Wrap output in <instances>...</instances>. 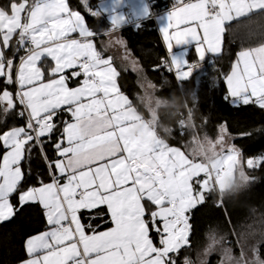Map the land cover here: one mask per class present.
I'll list each match as a JSON object with an SVG mask.
<instances>
[{
  "label": "snow or ice",
  "instance_id": "snow-or-ice-1",
  "mask_svg": "<svg viewBox=\"0 0 264 264\" xmlns=\"http://www.w3.org/2000/svg\"><path fill=\"white\" fill-rule=\"evenodd\" d=\"M89 11L100 14L90 6ZM254 16L264 17V0H177L161 32L170 54L174 45L191 40L202 62L221 51L233 21ZM125 20L114 11L111 29ZM95 35L67 0H12L7 9L0 8V78L18 86L15 93L0 92V123L12 114L25 118L23 126L0 129V222L29 203L44 210L47 229L26 241L29 258L23 264H177L175 254L190 243L188 213L208 193L218 189L223 197L237 167L243 169L241 151L228 144L210 166L169 146L151 127L134 135L138 117L117 86L111 60L102 58L90 39ZM13 37L27 51L19 66L4 51ZM46 57L54 62L47 72L40 66ZM200 68L201 63L170 56L168 71L177 81L192 79ZM81 77L77 87L69 86L70 79ZM226 83V99L264 109V42L237 54ZM61 112L71 120L62 122L51 159L45 139L51 140ZM224 141L223 134L206 145L196 141L191 155L215 151ZM36 147L48 180L38 178V184L25 188L22 182L31 169L26 173L22 162ZM246 163L255 168L264 157ZM240 178L243 186L249 181L244 169ZM14 194L19 207L11 202ZM81 210L90 213L86 224ZM92 210H97L94 215ZM102 217L110 227L98 231L101 225L93 221ZM209 239L219 242L214 235ZM225 255L231 264H249L243 251L239 261L232 260L230 250Z\"/></svg>",
  "mask_w": 264,
  "mask_h": 264
},
{
  "label": "trees",
  "instance_id": "trees-1",
  "mask_svg": "<svg viewBox=\"0 0 264 264\" xmlns=\"http://www.w3.org/2000/svg\"><path fill=\"white\" fill-rule=\"evenodd\" d=\"M19 1V0H16ZM85 0H68L72 9L82 13L87 25L97 29L98 19L90 15L84 6ZM8 4L12 0H0ZM97 0H87V7H95ZM157 5L169 7L170 0H157ZM139 25V26H137ZM223 37V48L217 55H207L198 61L189 53L188 61L203 63L204 68L193 74L188 81H177L167 69V54L154 21L144 19L137 24H129L120 29L127 47L140 63L142 74L154 85V95L160 100L156 108L155 129L160 138L167 144L186 148L193 137L215 138L221 125L231 135L241 151L242 161L246 158L264 157V109L254 104L233 105L227 97L225 77L228 74L237 52L245 47L264 41V19L254 16L251 20L241 18L233 21ZM105 23L103 21V27ZM23 51L17 54H22ZM159 66V67H157ZM118 84L123 93L130 99L144 118L149 111L142 102L137 104L142 94L139 85V74L130 69H118ZM13 90V85L0 81L1 89ZM145 109H147L145 111ZM183 121L184 125H180ZM25 124V119L9 115L0 129ZM59 127L52 134L51 140L45 139V152L53 158V144L57 140ZM4 149L0 148V156ZM23 163L26 173L31 172L22 182L25 188L38 184V178L47 177V164L41 157L39 147L32 150L30 158ZM251 180L242 185L237 178L223 197L215 191L206 196L204 203L199 204L190 214L189 245L175 254L177 264H184L185 259L192 263L207 244L210 236L219 241L217 246H228L235 257L245 256L252 251L254 257L264 259V163L258 167L248 168ZM223 200V206L218 201ZM11 202L19 207L18 194ZM83 219L88 220L84 214ZM45 227V215L39 204L29 203L7 221L0 222V264H18L25 256L24 242L27 237ZM222 238V239H221ZM217 249L207 254L205 264H220ZM247 257V256H246Z\"/></svg>",
  "mask_w": 264,
  "mask_h": 264
},
{
  "label": "crops",
  "instance_id": "crops-1",
  "mask_svg": "<svg viewBox=\"0 0 264 264\" xmlns=\"http://www.w3.org/2000/svg\"><path fill=\"white\" fill-rule=\"evenodd\" d=\"M123 1V0H122ZM16 2H20V0L19 1H16ZM67 2H68V0H67ZM126 2V1H125ZM189 2V1H188ZM11 3V2H10ZM10 3H8V4H1V2H0V8H5V9H7L8 8V6L10 5ZM100 4V0H99V3L97 4L96 3V5H95V7H93L92 9H94V10H96L97 12H99L100 14H99V16H94V15H92V16H94L95 18H97L98 19V22H97V29H95V30H93V29H91L88 25H87V23H86V21H85V25L88 27V29L90 30V31H93L94 33H96V35L95 36H93V37H91L90 39L92 40V42H93V44H94V46H95V48H96V50L101 54V56H102V58H104V59H110L111 60V64H112V66L117 70V72H118V74H119V71H118V69L119 68H123V69H130V70H132L131 68H129V67H127V66H123L122 65V63H120L118 60H116V58H115V54H114V52H113V50H115L116 48H115V43H119L118 41H121L122 40V36H121V34H120V29L122 28V27H124V26H127V25H129V24H133V23H135V22H140V21H142V20H144V19H147V17H148V14H149V11H148V13H147V15H145L144 14V12L142 13H139L137 16H136V18L134 17V14H133V12H131L130 11V9L128 8V7H124L123 8V13H124V16L126 17V20L120 25V27H119V29H116V30H112L111 29V27H112V24H111V20H110V18H109V10L107 11V10H102L101 9V5H99ZM70 6V5H69ZM84 6H85V8H86V11L90 14V11H89V8L87 7V4H85V1H84ZM121 6H125V3H123ZM133 7V6H132ZM71 8V7H70ZM134 8V11H135V7H133ZM72 9V8H71ZM173 8H170V9H167V10H164V11H162V12H160V14L156 17V19L154 20V24H155V27H156V29H157V31L159 32V35H160V37H161V40H162V42H163V45H164V48H165V51H166V54H167V59H168V61H169V63H170V56L172 55V56H174L173 54L175 53V52H181V54H183L182 55V59H185V60H188V55H189V53H192V55L195 57V59L196 60H198V54L196 53V43L194 42V41H191V40H189V41H187V42H185V43H182V44H180V45H174L173 46V48H172V52H171V54L168 52V50H167V45H166V43H165V41L163 40V34H162V32H161V29L163 28V27H165L166 26V23H167V15H168V13L172 10ZM73 11H77V10H75V9H72ZM111 10H114V9H111ZM115 11V10H114ZM79 12V11H78ZM80 13V12H79ZM81 15H82V13H80ZM91 15V14H90ZM83 16V15H82ZM259 18H261V19H264V17H260L259 16ZM85 20V19H84ZM103 21H104V23H105V28L106 29H101L102 27H103ZM72 37L73 38H80L79 37V35H78V33H73L72 34ZM262 42H264V41H260L259 43H257L256 45H253V46H248V47H254V46H258L260 43H262ZM0 47H2V45H0ZM126 47H127V45H126ZM191 47H195V50H192L191 49ZM248 47H245V48H248ZM222 48H223V43H222V46H221V51H222ZM245 48H243V49H245ZM183 50V51H182ZM242 50V49H241ZM241 50H239L238 52H237V54L241 51ZM4 51H5V55L8 57V58H11V59H13V62H14V65H16V66H19V64H20V62L21 61H19L18 63H17V61H16V58H17V56H18V52H24L25 51V48H22V47H20L17 43H16V37H13V40L12 41H10V46H9V48H7V49H4ZM221 51L219 52V53H221ZM122 52L126 55V54H128V50H127V48L126 49H124V47L122 48ZM219 53H217V54H219ZM211 53H209V54H207V55H210ZM217 54H212V55H217ZM237 54H236V56H235V59H234V61L232 62V65H233V63L236 61V59H237ZM206 55V56H207ZM26 56V55H25ZM205 56V57H206ZM120 58V57H119ZM122 60V59H121ZM126 61H128V60H126ZM199 61V60H198ZM54 62L53 61H51V58L50 57H46V58H42V60H41V62H40V66L42 67V70H44V71H46L47 72V68L49 67V65H51V64H53ZM232 65H231V68H230V70H229V72H228V74H230L231 73V70H232ZM133 71V70H132ZM227 74V75H228ZM226 75V76H227ZM80 79H82V77L81 78H77V79H70L69 81H68V83H69V86L70 87H77L78 86V82H79V80ZM117 79H118V76H117V78H116V82H117V86L119 87V84H118V81H117ZM0 81H2V82H4V80H3V78H0ZM10 85H13L14 86V89L13 90H10V89H7L8 91H10V92H13V93H15V91H16V89H17V85L16 84H10ZM225 86H226V89H227V96H228V87H227V83H226V77H225ZM120 88V87H119ZM5 89V88H4ZM4 89H1L0 90V92H2ZM120 91H121V89H120ZM122 92V91H121ZM123 93V92H122ZM124 95H126L125 93H123ZM127 96V95H126ZM128 97V96H127ZM128 99H129V101L131 102V99L128 97ZM228 100H229V102L231 103V104H233V105H241V103L239 102V101H237V102H235V103H233V101H232V98L231 97H229L228 98ZM160 105V104H159ZM130 111H131V113L133 114V115H135V116H137L138 117V122L136 123V125L133 127V129H132V132H133V134L134 135H136V136H142L143 134H144V132H145V128H146V126L147 127H151V128H153L154 129V127H155V122H156V115H155V113H156V108H155V110H150V109H148V111H149V114H151L148 118H144L143 116H142V114L137 110V108L136 107H134V105H133V103L131 102V107H130V109H129ZM64 120H71V117H70V115H68L67 113H65V112H61V113H59V115L56 117V119H55V123H56V125H57V127H59V133H58V135H57V139H59L60 138V133H61V131H62V128H63V121ZM16 126H20V125H16ZM219 132H218V135L215 137V138H210V139H212V140H216L217 138H218V136H219V133H221V134H223L224 135V140L227 142V144H232V137H231V135H229L227 132H226V130H225V126L224 125H221L220 127H219V130H218ZM207 138H209V137H207ZM198 139H200V138H197V137H193V140H192V143L190 144V145H188L186 148H181V147H179V146H173V145H169V146H171V147H177V148H180L181 149V151H184L187 155H189L190 156V158H194V159H197L198 161L200 160V159H202V160H204L205 162H207L208 160H209V153H211V155L212 154H214V151H207L206 153L205 152H199L198 153V156L197 157H193L191 154H192V150H193V148H195L196 147V141L198 140ZM201 139H203V138H201ZM166 142V141H165ZM216 147H218V145L216 146ZM222 148V146L221 147H219L218 148V150H220ZM53 149H54V147H53ZM215 150H216V148H215ZM210 155V156H211ZM56 158V152H55V149H54V156H53V158L52 159H55ZM235 183V182H234ZM218 193H219V191L218 190H216ZM213 192H215V191H213ZM209 194V193H208ZM208 194H206V196L208 195ZM220 194V193H219ZM198 206V205H197ZM195 208V207H194ZM193 209H191L190 210V212L188 213V215L190 216V214H191V211H192ZM97 210H92V215H94L95 214V212H96ZM105 211H106V209H105ZM43 212H44V210H43ZM84 214H87L88 215V220L87 221H85L84 219H83V215ZM89 216H90V213H89V211L88 210H81V217H82V222L83 223H88V221H89ZM106 219V217H102V218H98L97 220H95V221H93V223L95 224V223H98V224H100L101 225V227L98 229V231H104V230H106V228L107 227H110V225L109 224H105L104 223V220ZM47 229V225H46V219H45V227L41 230V231H39V232H37V233H35V234H33V235H31V236H34V235H36V234H38V233H42V232H44L45 230ZM31 236H29V237H27V239L25 240V242H24V249H25V253H26V256L18 263V264H23V261H25V260H27L29 257H28V254H27V251H26V247H25V245H26V241L31 237ZM152 236H153V239H154V242L158 245V243H159V239H158V237H156V235H155V233H152Z\"/></svg>",
  "mask_w": 264,
  "mask_h": 264
},
{
  "label": "rangeland",
  "instance_id": "rangeland-1",
  "mask_svg": "<svg viewBox=\"0 0 264 264\" xmlns=\"http://www.w3.org/2000/svg\"><path fill=\"white\" fill-rule=\"evenodd\" d=\"M126 1V2H125ZM99 3V0H97V4ZM123 3H125V6H121ZM101 5V9L102 10H109V18L111 20V17L113 15V12L115 10V13L120 14L122 16H124L123 8L124 7H128L130 9L131 12H133L134 17L136 18V16L139 13H143L145 9H147L149 11L148 5H147V0H100V4ZM135 7V11L134 8ZM114 9V10H111ZM148 13V12H147ZM125 17V16H124ZM138 22H135V24H137ZM123 43H115V50H113L114 54H115V58L116 60H118L120 63H122L123 66H127L129 68H131L133 71L137 72L139 74V85L141 87L142 90V102L143 104L147 107V109L150 110H155V108H157L160 104V100H158L155 95H154V85L141 73L142 72V68L140 66L139 61L137 60L136 57H134V55L131 53L130 49L128 47H126V42L125 39L122 37ZM124 47V49L127 48L128 50V54H124L122 52V48ZM192 50H195V47H191ZM183 51V50H182ZM175 57L177 58H181L183 54H181V52H175L173 54ZM120 57V58H119ZM122 59V60H121ZM128 60V61H126ZM151 85V87H150ZM181 126L184 125V123H180ZM221 135V133H219V136ZM218 136V137H219ZM221 147V145H218V147H216V150L214 151V154L211 155V153H209V160L206 162L207 164H209L210 166L215 164L217 162V160L221 157L222 155V148L220 150H218V148ZM211 155V156H210ZM219 157V158H216ZM212 159L215 160V162H210ZM249 158H246L245 160L242 161V167L244 169L245 174L249 177V181L251 180V176L248 174L247 169V163L246 161ZM252 159H259V158H252ZM205 162V161H204ZM236 175V172L234 173V176ZM240 182L241 179L239 177H237ZM248 181V182H249ZM234 182L232 181L230 184L231 188L233 186ZM242 184V182H241ZM228 188V189H229ZM218 190V189H217ZM215 249H217L216 253L220 254V259L222 260L220 264H231V261L228 259V257L225 255V250H230V256L232 258V260H235L239 257H235L232 253V250L230 247L228 246H217L216 247V243H213L211 239H208L207 244L205 245V247L201 250V252L198 254L196 261L195 262H191V264H205L206 263V258H207V254L210 253L211 251H214ZM247 256V257H246ZM245 256V258L247 260H251L254 257L253 252L250 250L247 252V255Z\"/></svg>",
  "mask_w": 264,
  "mask_h": 264
},
{
  "label": "built area",
  "instance_id": "built-area-1",
  "mask_svg": "<svg viewBox=\"0 0 264 264\" xmlns=\"http://www.w3.org/2000/svg\"><path fill=\"white\" fill-rule=\"evenodd\" d=\"M189 0H184V2L186 3V2H188ZM175 4H177V0H170V6L169 7H164V6H162V5H160V6H158L157 5V0H147V5H148V8H149V14H148V19H151V20H155L156 19V17L160 14V12H162V11H164V10H167V9H170V8H173V6L175 5ZM25 55H27V51H26V49H25V51L22 53V54H20V55H18L17 56V58H16V61H17V63L19 62V61H21V57H24ZM167 69H168V67H169V61H168V59H167ZM204 68V64L203 63H201V68L199 69V70H197L196 72H198V71H200V70H202ZM172 74H173V76H174V78H175V74H174V72H171ZM176 79V78H175ZM177 80V79H176ZM21 118V117H20ZM25 119V118H24ZM180 123H181V121H180Z\"/></svg>",
  "mask_w": 264,
  "mask_h": 264
},
{
  "label": "clouds",
  "instance_id": "clouds-1",
  "mask_svg": "<svg viewBox=\"0 0 264 264\" xmlns=\"http://www.w3.org/2000/svg\"><path fill=\"white\" fill-rule=\"evenodd\" d=\"M142 95H144V94H140L139 96H138V100H137V104L139 103V99H140V97L142 96ZM135 107V106H134ZM147 109H145V111H146ZM151 114H149V116H150ZM154 130H156L155 128H154ZM207 140H210V138H207V137H204L203 139H198L197 141H199L200 143H204L205 145L207 144ZM227 142L226 141H224L223 142V145H221L222 147H227ZM216 158H219V157H216ZM210 162H215V160L214 159H212ZM243 169L240 167V166H238L237 167V170H236V175L234 176V178H233V182H235V180L237 179V177H239L240 178V172L242 171ZM241 179V178H240ZM223 196H225V195H223ZM239 259L240 258H237L236 259V261H239ZM249 261V264H264V259H260V258H257V257H255V258H253V259H251V260H248ZM234 264H235V262H234Z\"/></svg>",
  "mask_w": 264,
  "mask_h": 264
}]
</instances>
